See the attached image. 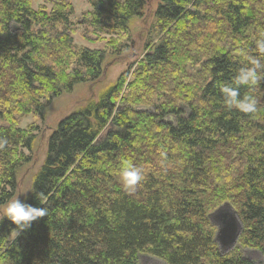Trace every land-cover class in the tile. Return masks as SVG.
Masks as SVG:
<instances>
[{
	"label": "trees",
	"instance_id": "trees-1",
	"mask_svg": "<svg viewBox=\"0 0 264 264\" xmlns=\"http://www.w3.org/2000/svg\"><path fill=\"white\" fill-rule=\"evenodd\" d=\"M106 1L91 0L92 26L103 18L121 44L146 0ZM32 2L0 0V206L35 142L18 117L43 119L54 98L100 79L117 47L76 44L71 0L50 11ZM152 30L135 70L59 122L23 201L47 215L19 235L0 221V264H264L249 255L264 258V79L239 88L257 100L254 114L229 108L221 92L248 57L264 64V0H161ZM186 64L202 68L197 79ZM126 164L143 174L132 189ZM225 203L243 224L228 253L209 219Z\"/></svg>",
	"mask_w": 264,
	"mask_h": 264
},
{
	"label": "rangeland",
	"instance_id": "rangeland-1",
	"mask_svg": "<svg viewBox=\"0 0 264 264\" xmlns=\"http://www.w3.org/2000/svg\"><path fill=\"white\" fill-rule=\"evenodd\" d=\"M60 1L62 0H33L32 5L35 10L44 7L50 11ZM71 2L75 11L72 18L79 24V32L74 34V39L78 46L90 49H103L106 47L108 39H114L117 47L108 51L103 64V75L100 79L92 83L77 84L72 92L64 93L54 98L43 119L36 118L31 114H22L18 117V127L26 131H33L35 134L33 149L30 152H26L31 161L20 168L18 190L13 197H18L22 202L31 193L34 178L45 162L50 136L56 130L59 122L80 110L81 107L89 102L97 100L101 93L110 85L115 84L128 69L135 70L136 64L144 57L146 46L152 37L154 12L161 4V0H146L142 17H134L130 20V31L127 35L122 36L120 44L118 36L108 34L114 33V30L108 32L103 18L100 19L102 21L101 27L92 26L95 20L94 18L91 19L89 15V13H92L89 11H93L91 0H71ZM101 3H104V6L107 7L108 2L106 0H102ZM89 19H91V25ZM185 68L187 75H191L196 79L197 73L202 71L200 66L192 64H186ZM196 79L193 81H196ZM185 81L187 79L181 76V82L184 84ZM193 81L189 82L193 83ZM147 109L151 110V108ZM0 124L2 125L1 122ZM249 255L257 262H264L263 256L256 251L250 252ZM140 264H165V262L159 258L143 256Z\"/></svg>",
	"mask_w": 264,
	"mask_h": 264
},
{
	"label": "clouds",
	"instance_id": "clouds-1",
	"mask_svg": "<svg viewBox=\"0 0 264 264\" xmlns=\"http://www.w3.org/2000/svg\"><path fill=\"white\" fill-rule=\"evenodd\" d=\"M256 47L261 56H264V38L256 41ZM264 79V64L257 57H248L247 65L241 67L234 81L231 84L223 85L221 92L224 102L229 108H235L245 114H254L257 112V100L252 95H240L241 86H255ZM5 141H0V144ZM121 178L124 185L132 189L143 179L142 170L131 164H126L121 170ZM23 194V193H22ZM47 209L43 207H33L23 203L18 197L8 200L0 206V221L5 217L16 225V235L22 230L31 227L33 221L45 217Z\"/></svg>",
	"mask_w": 264,
	"mask_h": 264
},
{
	"label": "water",
	"instance_id": "water-1",
	"mask_svg": "<svg viewBox=\"0 0 264 264\" xmlns=\"http://www.w3.org/2000/svg\"><path fill=\"white\" fill-rule=\"evenodd\" d=\"M211 223L217 227L215 241L222 253L234 249L243 231V224L236 210L225 203L209 215Z\"/></svg>",
	"mask_w": 264,
	"mask_h": 264
},
{
	"label": "bare ground",
	"instance_id": "bare-ground-1",
	"mask_svg": "<svg viewBox=\"0 0 264 264\" xmlns=\"http://www.w3.org/2000/svg\"><path fill=\"white\" fill-rule=\"evenodd\" d=\"M217 228V227H216Z\"/></svg>",
	"mask_w": 264,
	"mask_h": 264
}]
</instances>
